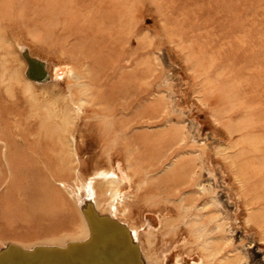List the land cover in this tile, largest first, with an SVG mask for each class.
<instances>
[{
    "label": "rangeland",
    "instance_id": "obj_1",
    "mask_svg": "<svg viewBox=\"0 0 264 264\" xmlns=\"http://www.w3.org/2000/svg\"><path fill=\"white\" fill-rule=\"evenodd\" d=\"M94 245L264 264V0H0V264Z\"/></svg>",
    "mask_w": 264,
    "mask_h": 264
},
{
    "label": "bare ground",
    "instance_id": "obj_2",
    "mask_svg": "<svg viewBox=\"0 0 264 264\" xmlns=\"http://www.w3.org/2000/svg\"><path fill=\"white\" fill-rule=\"evenodd\" d=\"M100 175H98L97 174V176H100L101 177V179H102V181L101 182H106V183H114V184H117V183H120V179L117 177H115L114 176V174H109V172L107 173V172H105L104 173V171H103V173H101V172H98ZM96 176V177H97ZM95 177V176H94ZM89 180V179H88ZM91 181H92V179H91ZM94 181H96V180H94ZM100 188H103V186H99ZM54 190V187H49V190ZM29 191H28V193H30V194H37L36 192H37V190L38 189H28ZM86 191H89V192H91V194H93L94 192H93V188H92V186H91V183H89L88 184V186L86 187ZM51 196V195H50ZM53 205V204H52ZM88 209V208H87ZM118 231V230H117ZM119 233V232H118ZM130 232H128V234H129ZM113 235V234H112ZM98 236H99V232H97V234H96V236L95 237H97L98 238ZM102 240V239H101ZM91 241H92V236L91 235H85V236H82V237H78V238H72V245H74V246H76V245H89L90 243H91ZM99 245V244H98ZM67 246H69V245H67ZM69 248H71V246L69 247ZM96 248H97V246L96 245H94L93 247H90V246H88V248H86L83 252H76V253H74V254H72V260H74L75 261V263L74 264H93V263H89V262H87L86 260H84L83 258H84V256H82L83 254H88L89 252H91V251H94V250H96ZM98 249V248H97ZM51 250H53V249H51ZM55 250V249H54ZM105 251V250H104ZM112 251H114V250H112ZM86 254V255H87ZM101 254V253H100ZM81 255V256H80ZM114 255V254H113ZM16 260H18V261H22L23 263H25V262H31V263H40V264H42V263H45L44 261L42 262V261H38V260H33V259H23V258H17ZM47 261H50V260H47ZM51 264H56L55 262H58L57 260H54V259H51ZM16 263H18V262H16ZM105 263V262H104ZM47 264H50V263H47ZM58 264H60V263H58ZM116 264H120V263H118L117 261H116Z\"/></svg>",
    "mask_w": 264,
    "mask_h": 264
},
{
    "label": "water",
    "instance_id": "obj_3",
    "mask_svg": "<svg viewBox=\"0 0 264 264\" xmlns=\"http://www.w3.org/2000/svg\"><path fill=\"white\" fill-rule=\"evenodd\" d=\"M89 221V220H88ZM90 222V221H89ZM81 246H78V247H75L73 248L72 250L70 251H66V252H70L69 256H65V257H59V258H69V257H73L72 254L76 253V252H83L86 248L85 246H83L84 248L80 249ZM80 249V250H79ZM55 252H59V251H55ZM59 253H62V252H59ZM55 260V259H54ZM57 260V259H56ZM63 260V259H62ZM66 260V259H64Z\"/></svg>",
    "mask_w": 264,
    "mask_h": 264
}]
</instances>
